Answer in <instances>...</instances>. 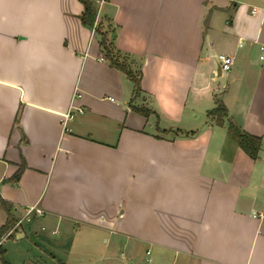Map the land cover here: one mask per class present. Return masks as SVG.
I'll return each instance as SVG.
<instances>
[{"label": "crops", "instance_id": "0c3cea01", "mask_svg": "<svg viewBox=\"0 0 264 264\" xmlns=\"http://www.w3.org/2000/svg\"><path fill=\"white\" fill-rule=\"evenodd\" d=\"M83 10L0 0V197L11 228L22 221L19 238L59 228L57 248L75 261L65 264H110L112 250L131 264H264V0L106 2L104 30L141 73L135 98ZM220 53L234 58L229 71ZM216 99L228 109L221 126L208 115ZM72 103L84 111L65 130ZM229 122L262 138L257 159ZM32 206L45 214L27 215ZM102 235L99 254L91 242Z\"/></svg>", "mask_w": 264, "mask_h": 264}, {"label": "trees", "instance_id": "16d2710c", "mask_svg": "<svg viewBox=\"0 0 264 264\" xmlns=\"http://www.w3.org/2000/svg\"><path fill=\"white\" fill-rule=\"evenodd\" d=\"M84 7V10L81 14L82 23L89 27L93 28L94 22L97 16V4L96 0H79ZM109 2L110 0H106ZM109 20V17L105 16L104 13L101 16V20L96 29V33L100 36V46L104 57L110 62V64L123 71L134 83V98L141 92V73L136 74L128 64V57L112 44L108 36V32L104 30L105 22ZM113 32V31H112ZM130 107L144 115L149 117L153 111L147 107L136 106L133 104V100L130 102ZM21 109H19L16 117V121H19ZM208 115L212 117L217 125H223L228 118V109L224 103L216 99V106L208 112ZM229 133L238 143L239 147L252 159H257L259 157L260 149L262 146V138L253 134H250L244 131L241 127L233 122H229L228 125ZM24 165H21L15 175L11 178L12 181L18 182L20 176L23 172ZM2 206L4 207L7 213V221L5 224L0 226V240L2 237L11 229V226L15 223L14 218L12 217L11 208L12 205L10 202L6 201L0 197ZM1 248V246H0ZM7 264V263H5Z\"/></svg>", "mask_w": 264, "mask_h": 264}, {"label": "rangeland", "instance_id": "374dc122", "mask_svg": "<svg viewBox=\"0 0 264 264\" xmlns=\"http://www.w3.org/2000/svg\"><path fill=\"white\" fill-rule=\"evenodd\" d=\"M2 213L4 212L0 206V225L3 224L5 218V215ZM27 224L28 222H26V225ZM36 227L40 230L41 225L36 223ZM53 228L46 230V237L44 236V238L32 236L19 238L16 234L12 235L13 238L5 240L0 248V264H65L67 261L71 263L75 262L72 257H67L66 251H62L63 248L60 246L63 243L59 244L60 246L57 248L58 244L56 241L61 237L62 231L59 228ZM52 230L54 231L52 232ZM104 237L105 235L96 236L95 240L91 242V247L99 254L106 252ZM34 242L44 247L47 252H52L55 258H52L45 252H41L40 249L34 245ZM78 242H81L82 245L86 243L83 240ZM66 244H68V241ZM110 253L115 257L114 262L110 264H131L129 259L124 258L118 250H112ZM92 259L93 258H87L82 264L100 263L98 259H96V263H94L95 261Z\"/></svg>", "mask_w": 264, "mask_h": 264}, {"label": "built area", "instance_id": "2783aa9c", "mask_svg": "<svg viewBox=\"0 0 264 264\" xmlns=\"http://www.w3.org/2000/svg\"><path fill=\"white\" fill-rule=\"evenodd\" d=\"M106 0H96V4H97V16H96V20L94 22V26L92 28V32L95 33L96 29L99 25V22L101 20V16L103 15V8L104 5L106 4ZM262 51H264V46L261 47ZM217 61L220 64V68L222 71H229L232 68V65L234 63V58L230 55L224 54V53H220L216 56ZM264 56H261V59H263ZM81 94L76 91L74 98H78L80 97ZM84 111L83 107H79L74 105V103H72V105L70 106V109L68 110L67 113H65L63 115V119H62V123L64 126V129L67 130V121L69 119H71L76 113H82ZM45 214V211L37 206H32L28 209L27 211V215H37V216H43ZM22 221L17 222L14 227H12L1 239V241L6 240L8 238H10L12 235L16 234L17 228L21 225ZM0 241V244H1Z\"/></svg>", "mask_w": 264, "mask_h": 264}]
</instances>
